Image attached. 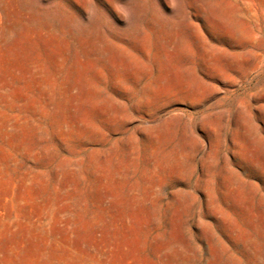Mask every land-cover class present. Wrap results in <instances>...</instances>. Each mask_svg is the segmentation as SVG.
<instances>
[{"label":"rangeland","instance_id":"obj_1","mask_svg":"<svg viewBox=\"0 0 264 264\" xmlns=\"http://www.w3.org/2000/svg\"><path fill=\"white\" fill-rule=\"evenodd\" d=\"M0 264H264V0H0Z\"/></svg>","mask_w":264,"mask_h":264},{"label":"bare ground","instance_id":"obj_2","mask_svg":"<svg viewBox=\"0 0 264 264\" xmlns=\"http://www.w3.org/2000/svg\"><path fill=\"white\" fill-rule=\"evenodd\" d=\"M118 13V12H117Z\"/></svg>","mask_w":264,"mask_h":264}]
</instances>
